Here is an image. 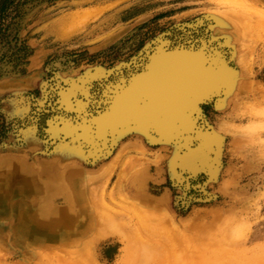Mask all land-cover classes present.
Listing matches in <instances>:
<instances>
[{
    "label": "rangeland",
    "instance_id": "obj_1",
    "mask_svg": "<svg viewBox=\"0 0 264 264\" xmlns=\"http://www.w3.org/2000/svg\"><path fill=\"white\" fill-rule=\"evenodd\" d=\"M11 1L13 9L24 0ZM221 2L40 0L24 15L18 44L26 55L16 68L0 66V264H264V129L260 130L264 122L255 127L254 120L239 118L237 111L223 113L215 102L204 106L200 118L194 114L201 127L196 130L199 137L182 142L195 151L186 157L184 170L170 165L171 157L185 148L173 139L152 146L145 136L138 137L140 142L135 138L134 143L129 135L109 155L95 143L108 128L103 116L114 98L116 85L111 83L122 84L120 77L127 78L161 42L171 41V47L225 42L217 30L220 16L229 8ZM11 15L8 11L4 17ZM3 54L0 39V58ZM257 61L254 82L264 87V56ZM208 131L220 139L215 152L206 145ZM117 153H122V162L133 158L138 175L134 184L128 181L133 171H124L122 162L116 161ZM64 157L68 162L79 159L83 172L77 174L80 168L73 164L74 172L66 171L67 180L61 179ZM15 164L29 168L28 178L7 176ZM35 204L52 210L44 216L43 212L33 214L29 223L31 207L40 212ZM72 204L78 219L66 214L74 208ZM18 209L28 226L40 231L55 229L45 222L51 223L56 210L63 211L62 221L76 224L83 217L94 222L83 237H75V249L62 245H57L62 249H14L9 237L18 236L13 227L21 222ZM134 211H143L136 215L144 213L149 223L161 226L152 239L154 246L171 243L176 246L173 251L158 254L144 244L134 245L130 252L126 249L116 229L120 220L127 222V229L137 227L139 217H134ZM102 214L107 216H103L106 223H100ZM191 221L200 225L194 229ZM84 242H91L92 249H79ZM161 253H169V259L165 261ZM170 253H176L175 260ZM188 253L198 255L199 261L185 258Z\"/></svg>",
    "mask_w": 264,
    "mask_h": 264
},
{
    "label": "bare ground",
    "instance_id": "obj_2",
    "mask_svg": "<svg viewBox=\"0 0 264 264\" xmlns=\"http://www.w3.org/2000/svg\"><path fill=\"white\" fill-rule=\"evenodd\" d=\"M221 1L224 2V4L226 3V5L229 8L228 11L223 14V16H220V21H219L220 28L217 30L222 35V38L225 40L223 44L222 43L216 44L215 40H213L211 44L209 45H207L205 42L204 43L200 42L201 44L197 45L196 43H192L194 41L190 40L192 41L191 42L192 44L190 45L185 44V43H178V44H173L171 47L170 45L171 41L170 42L168 40L163 41L158 45V47L156 48L155 51H153V53H147L148 54L147 57H144L141 60L139 59L140 61L138 65L132 71L127 73L129 74L127 78H124L123 77L124 75L120 77V81L123 82L122 84L117 85L118 81L111 83L112 86L116 85L115 91L113 94L114 98H112V103L109 104L110 105L109 112L107 114L105 113L103 116V122L108 124V128L102 134L98 135L99 139L95 138V141H96L95 143L99 142V146L100 144L103 146V151H106L107 155L111 154L110 151L114 147L116 148L121 147V145H119V142H122L124 138L126 139V138L131 137L133 138L134 143H136L137 140L139 139L138 138L139 136H143V137L145 136L146 138L149 139V142L150 144H152V146L156 142H161L162 144L164 143L165 140H166L165 143L169 142L168 139L170 140L173 139L172 141H177V144H179V143H182L183 141L189 142L192 139H195V137L198 138L199 130L198 131L196 130L198 126L200 127V125L198 124V121H197L198 118L197 119L194 118V114L197 113L198 115L197 117L200 118L202 115L200 113L201 109L204 106H207L214 102L216 103V108L218 110H222L221 112L223 113H228L229 115H233L232 111L233 112L237 111L238 113L236 115L239 118L241 119L247 118L250 121L254 120L253 123L255 127H259L264 122V87H260V86L257 87V84L254 82V80L258 76L256 71L254 70V65L258 64L257 63L258 58H262L264 56L263 55L264 54V0H251L250 2L248 0H220V2ZM234 3H238V4H234ZM74 20H77V18ZM78 21H79V18H78ZM72 23L74 24V22ZM259 44H261L262 46H260ZM258 46L260 47L258 48ZM259 52H261V54H259ZM118 79L119 78L117 77V80ZM103 112L104 111H102V113ZM96 121H98V118L96 119ZM261 129H264V128L261 127L260 130ZM216 134L210 133L209 131L208 133H206L207 135L206 145L207 147H209L211 152H215V148L220 143V139L216 137ZM129 135L131 136L129 137ZM107 136H112L111 140H108V138H106ZM155 137L158 138L159 140H156ZM138 142L140 141L138 140ZM168 144L169 143H167V145ZM182 145H184L185 148L180 147L178 154H176L175 156H172L171 161H170L171 162L170 165H172L173 168H176V169L180 168V170H184V162H185L186 157L190 155L191 152L194 151V150H191L192 147H190L191 145L189 146V143L187 145L182 143ZM132 147L133 149L135 148L134 146ZM138 148L135 151L141 150V149L139 150ZM163 148L164 147H162V149ZM120 154L122 153H117L116 155L117 162H122V155ZM126 158L128 160L126 161L124 159L123 161L124 163L122 162V166L124 168V171H133V173L130 174L131 176L129 175L130 178H128V181L134 184L138 177L137 173H135L136 170H134L135 162L134 160H132L133 159L132 157L130 158L126 157ZM64 159L66 160L67 158L64 157ZM194 162H197L199 164L198 161H194ZM145 163H146V159H145ZM73 164L76 165L78 168H80L78 169L79 172L77 174H80L81 172H83L82 170L84 168L80 165L79 159L71 161V162H68V160H66L64 161V165H62V167H64L63 168L64 173L61 174V179L67 180L66 171L69 170L70 172V170H72L71 167L73 166ZM116 164L117 163L115 162V165ZM115 165L113 167H115ZM106 167H109V166H106ZM28 171H29V168L20 169L18 168V166L16 168L11 167V169H9V172H7V176H9L11 179L19 178L22 180V178L24 179L28 178V177H25V176H28V174L26 175V172L28 173ZM72 180H73V177H72ZM74 180H76V178ZM89 181H91V179ZM32 182L33 181H31V183ZM74 183L76 182L74 181ZM122 183L124 184L123 181ZM56 184L57 183H55V185ZM102 195L103 193L101 194V196ZM96 197L95 198L93 197V198L96 200ZM103 197L104 195L102 196V199ZM83 200L85 199L83 198ZM35 205L37 207V204ZM70 205L71 204H69L68 207H70ZM33 207L34 206L31 207L32 211L29 214L30 216H28L29 223L32 220L30 217L33 214L35 215L38 214L40 216L44 213L42 215L44 216V215L50 214L52 210L51 207H46V208L43 207V209L41 207L40 208L37 207L35 209L40 212L35 213L36 211L35 210L33 211ZM73 207L74 208L71 209L72 208L71 207L70 208L71 211L68 210L66 214L68 215L69 213V216H71L72 219L74 217L78 219L79 214L76 211V206L73 205ZM133 207L135 208V205H133ZM23 209L24 207L22 206L21 210ZM19 210L20 209H18V211ZM21 210L19 211L20 217H21L20 225L18 224L13 225L15 230L18 232V236L16 235L17 239L9 237V242L14 249H17V248H20V249H56L57 245H62L64 246L65 249H75L76 248V245H75L76 240L74 241L75 237H83V235H85L88 232L89 228L92 226L94 222V218L90 223L89 221L90 219L88 218L83 219V217L79 219L77 223L74 221L76 224L72 223L73 220H70V219L62 221V219L63 220L65 219L62 216L63 211H59V210L57 211L55 209L56 210L54 213L55 218L52 219L51 223H48L49 222L48 219H46L47 221L45 222V225L47 226L49 225L51 227H54L55 229L48 230V231L47 230L40 231V230L33 228L30 225L28 226V222L26 223V218L24 217V212ZM46 211H48L49 213H47ZM137 212H135V216H134L135 218H137V216L139 217L137 219L138 220L137 227L134 226L135 228L132 227V228L127 229V226H128L127 222H125L124 220H120L119 223L121 224V226L117 227L116 229L117 231L121 233V235L125 239L126 244H127L126 249H128L130 252L132 249H134V245L135 247H138L136 245L144 244L148 247L146 249L148 250L154 249L157 251L158 254L160 253V251L161 252L173 251L172 249H174L176 246L171 243L167 244V243L161 242L154 246L152 239L154 235L157 233L156 230H159L161 226L158 227L154 223L153 224L149 223L148 221H150L151 219L146 220V218L143 217L144 213L141 216L139 214L136 215ZM142 212L143 211H140L138 213H142ZM119 213L121 212H118V214ZM119 215H117V212H116V217ZM103 216L105 215L102 214L100 216L102 217L101 220H103ZM95 217H98V216H95ZM115 219L117 220V218ZM105 220L103 221L98 220V221H100V223H106L107 221L105 222ZM117 222H114V223H117ZM163 222H166V221H163ZM193 223L191 224L190 227L194 229H196L200 225L198 222L194 224ZM96 225H100L101 227V224H96ZM163 225H165V223H163ZM30 227L33 229H31ZM47 228L49 227H46V229ZM207 243L209 244V242ZM57 249H62V248H57ZM79 249H92L91 242L82 243ZM168 249L169 250L171 249V251H168ZM174 252L176 251L174 250ZM173 254L171 255L173 256ZM188 254H185V258L187 259L190 258L193 263H197L199 261L198 255H193V254L191 255L190 253ZM175 255L176 253L174 254V256ZM174 256L173 258L175 260L176 256L175 257ZM165 257H166L165 261L169 259L168 258L169 253ZM171 263L173 264V262Z\"/></svg>",
    "mask_w": 264,
    "mask_h": 264
},
{
    "label": "trees",
    "instance_id": "obj_3",
    "mask_svg": "<svg viewBox=\"0 0 264 264\" xmlns=\"http://www.w3.org/2000/svg\"><path fill=\"white\" fill-rule=\"evenodd\" d=\"M38 3H40V0H24L17 2L13 9H10L14 4L13 1L0 0V34H2L0 39L5 50V54L0 58L1 67L16 68L25 57V48L18 44V29L24 15ZM8 11L12 13L9 19L4 17Z\"/></svg>",
    "mask_w": 264,
    "mask_h": 264
}]
</instances>
